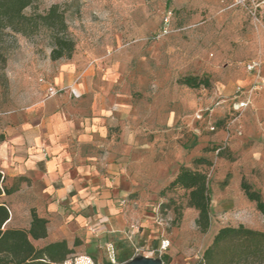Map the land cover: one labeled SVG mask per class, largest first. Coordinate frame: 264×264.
Wrapping results in <instances>:
<instances>
[{"label":"rangeland","instance_id":"1","mask_svg":"<svg viewBox=\"0 0 264 264\" xmlns=\"http://www.w3.org/2000/svg\"><path fill=\"white\" fill-rule=\"evenodd\" d=\"M35 3L38 11L64 5L75 49L70 59L51 60L44 36L4 38L0 145L8 147L17 124L25 115L38 117L42 107L53 124L68 121L66 148L74 163H92L104 170L120 162L144 185V192L156 193L154 201H127L136 202L134 206L147 216L160 203L152 184L162 185L179 164L189 165L196 156L209 158L211 228L198 230L192 208H183L172 223V209L161 212L167 223L155 228L170 241L165 252L168 264H194L220 226L241 223L264 231V214L244 201L239 186L244 177L263 190L264 199V4L255 8L248 0ZM251 60L260 66L248 72L245 64ZM182 75L205 76L210 87L180 85L176 79ZM49 84L60 91L46 96L44 86ZM253 85L259 88L237 116L232 110L238 99L236 87L246 90ZM75 86L79 96L71 92ZM94 123L102 130H93ZM211 125L215 130L209 129ZM86 126L92 138L78 140ZM174 198L184 203L178 195ZM25 212L27 207L22 206L9 225H24ZM158 245L157 240L144 241L139 249L148 252ZM77 253L89 254L78 247L69 256Z\"/></svg>","mask_w":264,"mask_h":264},{"label":"crops","instance_id":"2","mask_svg":"<svg viewBox=\"0 0 264 264\" xmlns=\"http://www.w3.org/2000/svg\"><path fill=\"white\" fill-rule=\"evenodd\" d=\"M258 88L254 85L253 91ZM72 90L78 96L81 93L77 86ZM39 109L38 117L25 115L23 122L17 124L8 147L0 145L4 185L7 189L14 187L8 194L2 193L0 200L6 201L11 215L16 216L23 206L27 207L28 218L30 210L35 209L48 220L47 241L65 239L74 250L80 247L93 254L100 264H108L104 256L107 242L115 245L120 263L135 255L140 242H159L153 215L139 212L134 206L136 202L127 203L154 201L156 193L144 192V185L120 162L109 164L104 170L96 169L92 163H74L66 148L68 121L53 124V117H45L44 109ZM91 128L102 130L96 123ZM84 129L78 140L92 138L89 126ZM152 187L156 191L161 185L155 182ZM132 192L135 194L131 195ZM132 224L137 227L132 229ZM141 254L152 256L150 249Z\"/></svg>","mask_w":264,"mask_h":264},{"label":"trees","instance_id":"3","mask_svg":"<svg viewBox=\"0 0 264 264\" xmlns=\"http://www.w3.org/2000/svg\"><path fill=\"white\" fill-rule=\"evenodd\" d=\"M16 34L27 38L44 36L48 40L51 60L70 59L75 49L62 4H51L38 11L35 0H0V70L6 63L4 38ZM176 82L189 88L210 87V80L205 76L182 75ZM211 126L215 130V125ZM211 165L209 158L196 156L189 165L179 164L157 190L160 212L168 208L173 211L171 223L180 218L182 209L187 207L196 211L194 222L200 232L211 228V187L207 171ZM3 182L4 175L0 172V195L14 189H7ZM239 186L244 200L252 202L254 208L264 214L262 192L244 177ZM174 195L184 199V203ZM14 217L6 201L0 200V264H58L74 252L65 239H45L48 220L35 209L30 210L24 225L10 226ZM160 258L164 264L170 261L166 253ZM194 264H264V231L241 223L220 226Z\"/></svg>","mask_w":264,"mask_h":264},{"label":"built area","instance_id":"4","mask_svg":"<svg viewBox=\"0 0 264 264\" xmlns=\"http://www.w3.org/2000/svg\"><path fill=\"white\" fill-rule=\"evenodd\" d=\"M255 8L260 7L262 4H264V0H248ZM260 66V62L252 60L246 63L245 68L248 71L256 70ZM40 82H44L43 78H39ZM254 90V85L246 90L243 89L241 86L236 87V96L238 99H236L232 107L235 112H237V116L240 114L241 111H243L249 104H250V96ZM60 91V89H57L54 85H45V93L46 96H52L57 94ZM72 94L74 96H78L73 90H71ZM244 95V96H243ZM242 96V97H241ZM197 118H200V115H197ZM236 121V117L232 119L226 126V129L229 128L230 124ZM210 130H213L214 127L210 126ZM3 175V172L0 171ZM125 201H121V203H124ZM153 221L156 225L163 227L167 221L165 218H163L159 206L155 207L154 214H153ZM132 229L136 228V224H132L130 226ZM159 238V245L157 249L150 250V253L152 256L154 254L158 257H160L163 253L166 252L168 247L170 246L169 239L165 236L163 232L160 233ZM104 251L106 254V259L108 261V264H120V262L117 259L116 255V249L115 245L112 242H107L104 245ZM142 253V251L139 248L135 249V254ZM58 264H100L98 261H96L91 255L87 253H77L71 256H67L63 261H61Z\"/></svg>","mask_w":264,"mask_h":264},{"label":"water","instance_id":"5","mask_svg":"<svg viewBox=\"0 0 264 264\" xmlns=\"http://www.w3.org/2000/svg\"><path fill=\"white\" fill-rule=\"evenodd\" d=\"M120 264H164L160 257L158 256H149L145 254H135L128 260Z\"/></svg>","mask_w":264,"mask_h":264}]
</instances>
